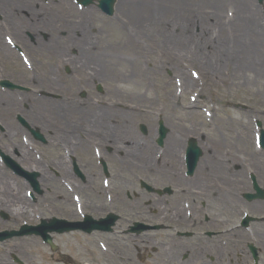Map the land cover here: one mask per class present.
Segmentation results:
<instances>
[{
	"label": "flooded vegetation",
	"instance_id": "flooded-vegetation-1",
	"mask_svg": "<svg viewBox=\"0 0 264 264\" xmlns=\"http://www.w3.org/2000/svg\"><path fill=\"white\" fill-rule=\"evenodd\" d=\"M77 37L74 35L69 44ZM66 52L76 55L75 48ZM88 73H57L58 113L55 120H45L42 126L45 142L40 152L41 166L52 169V161L57 158L68 162L65 169L55 171L57 218L78 227L51 236H94L107 242L114 240L115 246L123 248L127 239L133 240L136 251H152L154 264H264V201L248 203L255 221L246 228L240 226L237 184L224 182L221 173L199 174L198 168L188 175L181 161L178 175L174 174L171 162H165L169 130L159 146L153 123H148L147 134L143 135L141 122L126 119L125 109L91 102L93 97L86 93L94 96L96 84ZM108 78L102 77L103 81ZM87 109L93 113L89 117L98 116L93 118L96 122L76 119L75 111L79 115ZM150 130L152 135L148 134ZM151 153L153 170L132 164L139 156ZM160 153L162 157L157 158ZM259 176L257 173L255 179L264 189V178ZM143 177L154 186V194L140 188ZM228 191L235 201L224 205L222 198Z\"/></svg>",
	"mask_w": 264,
	"mask_h": 264
},
{
	"label": "bare ground",
	"instance_id": "bare-ground-1",
	"mask_svg": "<svg viewBox=\"0 0 264 264\" xmlns=\"http://www.w3.org/2000/svg\"><path fill=\"white\" fill-rule=\"evenodd\" d=\"M117 1L116 10L119 15L122 16L121 19L118 20L119 23H121L122 34L126 39V49L136 54L138 57L139 51L145 46L143 43H139L141 42V38L150 43L147 47L145 46L148 51L154 48L156 49L159 45L164 46L169 51L166 60L168 63L172 64L174 70L179 73L183 82L182 86L186 89L194 86L195 83H197L198 89L206 85L208 87L220 85L227 86L229 81L251 83V80L254 81L257 76H264V59H260L262 51L261 47H259L264 35V24L262 23V17L259 18V14L252 0H197L200 5V13L204 16L202 20L203 23H201L202 25L199 23H192L191 13L194 11L191 9L188 0ZM31 3L30 0H0V17L3 21L0 25V30L5 26L11 34L13 43L26 41L22 36V31L24 30L26 31L32 28H45L48 31L50 29L53 31L55 30V23L49 20L48 22L50 23L47 22L44 24L37 16L39 13L30 10ZM224 3H228L234 7V11L231 15H224L222 12L216 13V11L211 12L202 10V5L217 6V9H219ZM55 8L60 9L59 2L56 3ZM49 11L53 12L43 7L40 8V12L44 15L50 13ZM71 11L73 10L71 9ZM22 12H25V14ZM89 13H91L90 16H92L93 19L97 17L95 9L90 8ZM23 15H27L28 19H25ZM199 17L201 16L199 15ZM98 19L101 21L100 18ZM124 19H126L127 22H125ZM206 19L208 21H206ZM123 21L125 22L124 24L122 23ZM210 23L212 26L209 27L208 25H210ZM68 26H70V28ZM68 26H66V24L62 26L68 29V33L64 35L63 38L57 37L55 39L53 36H50L48 46H44L45 48H42V51H44V53H55L59 59L58 62L72 70L91 71L87 76H90L95 82L103 80L102 77L104 75L110 77L108 70H110L113 65L110 59L114 54H112L111 51L109 53V50H105L104 48L100 49L101 47H99V45H96L90 40L88 35L90 29L89 23L84 20L81 24L73 23L70 25L68 24ZM73 33L77 34L78 37L74 38V42L70 48L66 47L69 49L75 48L76 55L74 57L69 52H66L67 48L62 43V40L72 39ZM158 34L164 38L163 41L158 44V39L153 43L151 41L153 36L155 35V37H157ZM0 54L6 58L12 55V52L0 45ZM181 55L184 57L189 56V60L199 66L203 78L200 75L193 76L192 73L187 74L184 70L177 68L178 66L176 64ZM125 74V79L129 77L133 81H137L138 84L142 81L141 75H136L134 70ZM55 75V73L48 74V79L44 77L36 84L43 89L52 91L57 87ZM200 92L201 91L197 90L192 93V96H190L191 104L188 106H181L179 110L176 106L170 111L171 120L169 119V126L171 129H169L166 140L168 148L165 152V162H171V166L176 172L174 174L177 175L179 164L176 160V152L181 149L180 146L186 143L187 136V128L180 127L179 121L182 119V116L190 117V119L198 118L195 105L197 100L195 99H197ZM132 98L141 99V95L139 97L133 96ZM25 100H27L29 105L27 115L33 124L37 123L39 120L42 121V117L48 116L53 118L56 116V113H58L55 108L57 104L52 103L51 100H48L46 97L37 98L32 93H27L25 95ZM174 101V99L170 98V105ZM17 108L18 105H15L11 94L0 95V122L5 125L3 137L7 138L8 141L17 136L19 129L11 121L4 123V115H6L7 110L14 111ZM175 111L177 113H174ZM202 112L204 115L205 112ZM24 114L26 116V113ZM90 114H93L91 110L79 115L78 111H75L77 120H87V122L91 123L94 117L98 119L96 114H94L92 118L89 117ZM127 114L129 117H132V111H127L126 115ZM177 114L180 115L179 118H177ZM215 118V115L205 116V121L210 123V126H214L216 125V122L214 123L216 120ZM94 121L96 122V120ZM216 121L217 125H220V127L218 126L219 130L223 131L224 139L219 140L217 137L213 138V133L212 137L209 136L206 139L205 147L209 150L214 147L221 152L218 153L215 150L211 153L213 160L210 159L211 157L208 158L204 155L199 161L198 173L202 174L204 171L212 174L221 173L223 181L227 184L230 180H234L238 188L248 189L239 171L234 174L231 172L229 176L226 174V161L231 159V163L240 164L241 161L239 160V153H237V150L248 151L245 146V142L248 140V135L246 133L247 129L244 126L241 127L236 120L221 118ZM198 126L202 127L204 125L200 124ZM233 127H238V129L233 131ZM195 132L196 131H194V133L191 132L190 134L193 135ZM228 134L229 136H234V138L229 137ZM5 149L9 157L16 161L19 166L22 165L21 167L25 170L31 171V169H35L39 171L40 187L44 190L42 196L39 198L45 199L48 197L52 202L51 205H53L54 197L58 195L59 189L55 186L53 187L51 175L42 170L41 164L32 160L30 154L23 149L22 145H18L17 142H11L9 147L6 146ZM180 157H182V152L180 153ZM248 158L249 162L253 163V159H255L256 156L252 153L248 154ZM153 160L154 159H150L149 156H139L132 164H140L142 168L149 167L153 170V168H155ZM52 165L54 168L65 169L68 162L65 159L57 158L52 161ZM255 170L256 174L258 173V175H260L259 177L264 178V175H262L264 173V166L262 168L256 166ZM167 174L171 173L167 172ZM198 178L199 180L202 179L200 176ZM20 188L24 190V194L22 195L20 193ZM46 189H48V192ZM26 190L27 187L23 186L19 180H13L11 176L0 169V211L2 210L7 213L10 219L15 223L19 222L22 217L30 219L34 214L32 204H30L25 197ZM222 199L224 205H226V202H231L233 204L235 201L231 197V191H228ZM53 208L56 209V207ZM49 211L50 210L42 211V215L43 212L48 213ZM1 225L3 224L0 221V227ZM72 237H74V235H66L67 240L72 239ZM32 243L36 246L35 240H33ZM16 249H19L18 245L14 246V248L3 249L5 254H3L4 258H1L0 264L1 261L5 259L6 254ZM98 255L106 257L103 253ZM110 258L115 260L116 263L121 260L120 256H116L115 253L110 255Z\"/></svg>",
	"mask_w": 264,
	"mask_h": 264
},
{
	"label": "rangeland",
	"instance_id": "rangeland-1",
	"mask_svg": "<svg viewBox=\"0 0 264 264\" xmlns=\"http://www.w3.org/2000/svg\"><path fill=\"white\" fill-rule=\"evenodd\" d=\"M73 0H65L60 1V10H56L53 3H56L54 0H30V2L33 3V6L35 9H40L42 7L44 8H50L49 10H53L56 14L50 13L44 15L42 12H39L37 15L41 20V22H44L46 24L47 19L51 16L55 18L54 22V31L53 30H46L45 28L40 29L39 28H32L30 30H24L22 31V36L25 38L26 41H18V47L25 52L26 56H28L29 61H27L28 69L23 65V63L20 61L18 54L16 51L10 49L7 47L5 43V36H11L9 30L3 26L0 30V45L4 46L6 49L12 52V55L8 57L2 56L0 54V79H10L15 84H21L25 87H29L33 90L32 93L35 97H46L48 100H51L52 103H55L57 92L54 90L49 91L46 89H43L38 86V84L35 85H29L28 81L31 80V78L34 79V82L37 83V81H41L42 78L46 77L48 79V74H53L54 72L62 71L61 63L58 62L57 55L55 53H47L42 51V48H45L44 46H48L47 43V37L53 36V38H57L59 36L66 35L68 33V29L65 27H62L64 24L68 26V24L78 23V21L82 19H86L91 15V13L84 12L81 14V10H77L74 3H72ZM128 1V0H127ZM191 5V9L194 11L192 14V23L195 24H201L203 23L202 20L204 19V16L200 13V5L197 2V0H188ZM253 4L255 5V8L257 9V12L259 14V18L262 17V23L264 24V5L258 6L256 4V0H252ZM118 2V1H117ZM116 2V4H117ZM31 3V5H32ZM66 3H69L73 7V12H67L66 10ZM53 4V6H52ZM195 4V5H193ZM206 6V7H205ZM202 5V10L204 11H211V12H222V14L231 15L233 13V6L229 5L228 3L222 4V7L217 9L216 7H212L210 5ZM33 7V10H34ZM13 10V9H11ZM32 12L33 10L30 9ZM14 11V10H13ZM25 14V12H23ZM98 13V12H97ZM199 15L201 17H199ZM22 16V15H21ZM25 19H28L27 15H23ZM88 21V23H92L93 27V33H91L90 40L93 41L96 45H99L101 47L100 49L104 48L105 50H109V53L111 51L113 57H111V66L109 73L110 78H108V81H105L102 84V87L104 88V95L106 93L105 98L98 99L100 101H103L104 103H109L111 105H123L126 106L124 108H128L129 105H134L136 102L132 100L133 96H140L143 99L142 105H140L139 108L141 111H135L134 113V121H142L143 123H147L144 118L146 116H149V113L153 114L154 112V121L155 118L158 115H160V118L164 121V119H170V111L173 107H186L189 104H191L190 96L193 92L199 90L201 91L199 96L197 97V103H195L198 113V118L190 119V117L182 116L181 120L178 122L180 127H185L189 131H196L197 139H200L201 134L203 139H207L209 136L212 137V133H214V137H217V139L222 140L224 139L223 131L219 130L217 125V119H232L236 120L237 123L241 127H245L247 130L248 140L246 143V149L248 151L245 152L237 150V153H239V160L241 161L240 164H232L228 159V167L231 171L235 170V167H238L240 169L239 173L244 176L245 170L248 171L250 169L249 167L255 168V165L250 164L248 160V154L253 153L254 151V135L253 133H256L255 129V121H260L262 124V128L264 129V76H257L254 81L251 80L250 82L243 83L240 81H229L227 86H216V87H208L207 85L202 87L201 89L197 88V83H195L194 86L189 87L186 89L184 86H182V78L179 75L178 72L174 70V66L170 63H168L167 55L169 54V51L164 47L159 45L155 50H147V45L150 43L146 42L145 39L141 38V42L145 46L142 47V49L139 51L138 57L136 54L131 53L127 47H125L126 39L121 31V23H119L118 19H121L122 16L119 15L118 11L116 10L114 18H108L104 15L97 14L96 18H92ZM46 21V22H45ZM125 22H127L126 19H124ZM122 22L123 24L125 22ZM206 21H208L206 19ZM3 21L0 17V25ZM176 24V23H174ZM202 25V24H201ZM209 27L212 26L211 23L208 25ZM62 27V28H61ZM70 28V26H68ZM169 33V32H168ZM264 34V33H263ZM159 36V37H158ZM158 38L155 37V35L152 38V42H156V40L159 39L158 44L163 41L164 38L161 37V35L158 34ZM264 42V35L261 39V43ZM261 43L259 47H261L262 55L260 54V59H264V43ZM141 46V45H139ZM167 51V52H166ZM178 67L182 70H184L187 74L191 73L195 76H203L201 75L200 68L198 65H196L194 62H191L188 57H184L181 55L178 58V63L176 64ZM61 67V68H60ZM134 70L136 75H141L142 81L138 82L133 81L128 77V79L124 78L125 73L130 72ZM191 71V72H189ZM48 73V74H47ZM140 73V74H139ZM35 76V77H34ZM128 76V74H127ZM52 79V78H51ZM100 82V81H98ZM78 91H81V87L78 88ZM181 92L179 93L177 92ZM168 92V95H167ZM92 96L90 93H86ZM95 94V93H94ZM99 98L100 95H98ZM174 99L175 101L170 105L169 99ZM93 99L95 97L93 96ZM80 100V99H79ZM149 102V103H148ZM29 105H26V108ZM123 108V107H122ZM161 109V111H160ZM201 109H206L207 111H210V114L216 116V122L215 129L212 131L210 128H205L204 126L209 125L207 121H205V115H203V112ZM178 111L177 109H175ZM174 113H177V112ZM138 112V113H137ZM149 112V113H148ZM188 112V111H187ZM190 112V111H189ZM17 112H7L6 115H4L5 122H12L14 124V120L12 119V115ZM141 114L139 116L138 114ZM172 113V112H171ZM35 116V115H34ZM152 116V115H151ZM177 118H179V114H177ZM173 120V119H172ZM29 123V122H28ZM30 124V123H29ZM203 124L204 126L200 127L198 125ZM15 125L17 127L18 124L15 122ZM31 125V124H30ZM32 127H37L33 126ZM5 127L4 124L0 122V151L2 153H6L5 147H9V142L11 140H7V138L3 137V134L1 132L3 131V128ZM20 128V127H19ZM194 128V129H193ZM238 129V127H233V131ZM211 131V132H210ZM27 134L28 131L25 129L22 130L17 134L16 139L18 143H21V137ZM45 135V133H43ZM227 135V134H226ZM229 136V134H228ZM192 137V136H191ZM234 138V136H229ZM9 139V138H8ZM203 140V141H204ZM199 145H201V141H199ZM24 147V146H23ZM31 147L32 146H28ZM38 149V147H37ZM40 151V149H38ZM216 149H214L215 151ZM209 151V150H208ZM213 151V149H212ZM234 151V150H232ZM231 151V152H232ZM255 151H257L255 149ZM216 152H221L219 150H216ZM262 154L264 152L257 151ZM152 156V153H151ZM264 156V155H263ZM179 157H177V160ZM246 159V160H245ZM49 160V159H48ZM50 161V160H49ZM261 161L262 158L255 159L254 162ZM264 161V159H263ZM231 163V164H230ZM16 164H18L16 162ZM0 169L4 171L6 174L12 177L13 180H19L23 186L28 187V182L24 180L22 177L16 176L12 173L10 169H8L0 160ZM255 170V169H254ZM58 172V171H57ZM53 182L58 183L57 178L55 177V172L52 174ZM57 175V174H56ZM59 175V173H58ZM39 182V179L38 181ZM244 190H240V194L244 193ZM20 193L22 195L23 189L20 188ZM49 204V200L46 198L45 200ZM42 202V201H41ZM41 202H37L40 203ZM39 205V204H38ZM54 207H57L56 203L53 204ZM52 207V206H51ZM50 208H46V210H49ZM54 213L52 212L49 215H46L47 218L51 216H58L55 212V208H53ZM45 210V211H46ZM70 210H73V206L71 204ZM21 219L19 220V225L22 226ZM31 220L34 219L33 217L30 218ZM35 220V219H34ZM26 221L31 223L29 219L26 218ZM34 223V222H33ZM4 228L5 225L3 226ZM66 238V237H65ZM28 239L24 240L23 243H20V241H16L15 246H19L18 251V259L20 261L25 262V264H141L139 261H137L136 252L132 251L131 248L128 247L126 251L123 253L116 254V256H120L121 260L116 263L115 260L100 256L98 254H102L98 249H96L95 245L93 244V247L89 245L87 250H84L80 248V245L84 244L81 238H77L75 242L71 239L68 241H64L62 237L55 238L54 241L57 243L58 248L57 252L54 254H51L45 249L43 246H38L37 251L39 254L35 253L36 248H33V246L28 249L29 243L27 242ZM41 245V244H40ZM1 253V248H0ZM140 259V258H139ZM142 259H146L145 256H142ZM140 259V260H142Z\"/></svg>",
	"mask_w": 264,
	"mask_h": 264
},
{
	"label": "water",
	"instance_id": "water-1",
	"mask_svg": "<svg viewBox=\"0 0 264 264\" xmlns=\"http://www.w3.org/2000/svg\"><path fill=\"white\" fill-rule=\"evenodd\" d=\"M106 2V0H104ZM110 3H112V1H109ZM262 141L264 142V134H262Z\"/></svg>",
	"mask_w": 264,
	"mask_h": 264
}]
</instances>
